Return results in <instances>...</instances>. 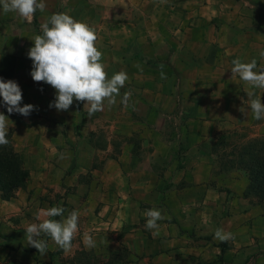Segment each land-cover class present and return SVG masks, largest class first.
<instances>
[{
	"label": "crops",
	"instance_id": "obj_1",
	"mask_svg": "<svg viewBox=\"0 0 264 264\" xmlns=\"http://www.w3.org/2000/svg\"><path fill=\"white\" fill-rule=\"evenodd\" d=\"M52 7L96 30L108 78L127 73L115 105L126 106L132 126L123 142L92 149L113 156L90 165L91 209L81 214L73 247L61 249L59 264L259 260V206L244 197L243 174L221 168L213 143L245 126L254 127L250 137L264 135V119L250 109L249 85L231 73L236 58L264 68V0H52ZM254 91L264 104V88ZM180 121L182 127H165ZM153 207L165 217L156 236L145 227L144 213ZM217 228L233 238L220 242ZM85 234L95 247L85 245Z\"/></svg>",
	"mask_w": 264,
	"mask_h": 264
},
{
	"label": "rangeland",
	"instance_id": "obj_2",
	"mask_svg": "<svg viewBox=\"0 0 264 264\" xmlns=\"http://www.w3.org/2000/svg\"><path fill=\"white\" fill-rule=\"evenodd\" d=\"M43 2L49 15L43 17L40 13L44 11L37 10L31 20L14 12L5 14L0 7V78L19 85L21 106L31 104L35 107L27 117L9 114L0 97V113L12 122L8 128L9 143L4 147L11 149L26 173L14 198L2 201L5 204L0 208V260H19V264H52L51 260L59 264L60 260H65L56 244L51 248L54 241L48 236L41 237L48 244L46 254L29 245L25 233L27 226L42 222L41 211L58 205L65 211L53 219L62 221L73 210L79 211L81 219V214L91 209L90 165L100 162V157L113 156L92 149L123 142V136L132 127L126 115L128 109L123 105L109 107L104 104V109L92 116L88 115V105L76 100L67 111L49 107L55 100L56 91L44 82L33 81L30 75L32 61L27 56L34 37L42 34L41 25L58 12V8L52 7V0ZM178 125L182 127L184 123L180 121L173 125L168 122L165 127ZM253 129V126H245L226 135L220 133L213 143L214 150L220 151L216 155L221 168L237 170L245 179L238 163L239 151L255 140H264V135L250 137ZM61 154L63 158H60ZM244 197L248 198L250 206H259L260 232L258 248H254V259L259 260H247L246 264H264V199L259 200L253 195Z\"/></svg>",
	"mask_w": 264,
	"mask_h": 264
},
{
	"label": "clouds",
	"instance_id": "obj_3",
	"mask_svg": "<svg viewBox=\"0 0 264 264\" xmlns=\"http://www.w3.org/2000/svg\"><path fill=\"white\" fill-rule=\"evenodd\" d=\"M167 2V0H163ZM5 14L17 13L21 18L31 20L37 10L44 11L43 0H0ZM42 34L34 37L33 46L27 56L32 61L31 78L34 82H44L56 91L54 102L49 107L57 111H67L73 101L85 102L88 105L87 112L92 116L104 109L105 101L109 107L115 105L116 97L128 81V75L124 71L117 72L108 78L105 66L102 63V52L98 50L99 39L96 30L82 21H76L69 14H52L47 23L41 25ZM259 55L264 57V50ZM232 74H238L239 78L249 85L247 96L250 98V109L253 118L264 119V104L260 97H255L256 88H264V68L257 66V60L242 62L240 58L232 61ZM163 65H161V69ZM161 78H166L161 71ZM131 90L125 92L121 103L127 105L131 98ZM0 97L7 107L9 114L18 113L27 117L35 107L22 102V90L13 80L0 78ZM84 104V105H85ZM242 113L245 108L239 109ZM9 119L0 113V146H6L8 140ZM12 123V122H11ZM63 158V154L60 155ZM65 209L62 206H53L42 210L40 216L44 219L39 223H31L25 233L27 243L33 246L37 252L46 254L47 241L42 236L50 237L63 251L68 252L73 247V240L79 232V216L77 210L69 213L66 219L56 220L53 217L62 216ZM146 229L152 235H159L161 220L165 217L155 207L145 211ZM40 216L37 219H40ZM215 238L225 243L233 238V234L217 228ZM84 243L87 247H95L96 241L91 234H85Z\"/></svg>",
	"mask_w": 264,
	"mask_h": 264
},
{
	"label": "trees",
	"instance_id": "obj_4",
	"mask_svg": "<svg viewBox=\"0 0 264 264\" xmlns=\"http://www.w3.org/2000/svg\"><path fill=\"white\" fill-rule=\"evenodd\" d=\"M238 163L246 175L247 185L244 196L253 195L264 199V140H255L240 149ZM26 173L20 160L10 148L0 146V200L14 198L22 187Z\"/></svg>",
	"mask_w": 264,
	"mask_h": 264
}]
</instances>
